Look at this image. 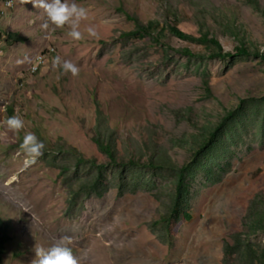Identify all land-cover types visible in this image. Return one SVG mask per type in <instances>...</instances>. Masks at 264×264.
Segmentation results:
<instances>
[{"label": "rangeland", "instance_id": "374dc122", "mask_svg": "<svg viewBox=\"0 0 264 264\" xmlns=\"http://www.w3.org/2000/svg\"><path fill=\"white\" fill-rule=\"evenodd\" d=\"M77 2L89 16L74 41L66 26L42 30L45 16L31 0H0V216L8 236L1 264H32L35 247L62 236L78 264H223L234 235L263 245L264 230L248 224L264 210V57L213 56L214 45L168 28L161 39L128 33L136 20L176 19L192 37L216 38L223 52L264 51V0ZM56 55L78 74L53 68ZM13 113L24 121L17 132L3 125ZM97 128L112 136L124 165L99 150ZM26 131L44 142L27 167L19 148ZM152 151L164 163L192 165L189 217L180 213L171 228L161 220L178 174L127 162H147ZM97 179L88 194L78 189Z\"/></svg>", "mask_w": 264, "mask_h": 264}, {"label": "trees", "instance_id": "16d2710c", "mask_svg": "<svg viewBox=\"0 0 264 264\" xmlns=\"http://www.w3.org/2000/svg\"><path fill=\"white\" fill-rule=\"evenodd\" d=\"M131 17V16H130ZM133 18V17H131ZM136 20V19H135ZM137 28L131 31L129 34L139 35V34H155L157 39H161L163 37L164 31L168 28L173 35L178 36L182 39H194L197 41H201L207 44V46H213L217 49L213 52V56H236V55H258L264 57V51L255 50L253 51L246 45H239L236 47V51L232 52H223L222 48L218 40L214 37H209L208 34H202L200 37H192V35L180 30L177 26V21L174 19L170 21L168 26L160 25L157 21H149L147 24H142L138 20H136ZM183 52L188 54L189 56H194L195 53L192 52L191 49L185 48ZM101 122L100 116L98 117V123ZM222 125L218 127L220 129ZM217 131H212L209 133L210 137L206 139L205 146L212 143V141L217 137ZM94 141L98 145L99 150L106 154L112 163L121 165L125 164V159L119 157L117 152L115 151L114 140L111 135L103 132V130L97 128L95 131ZM150 142L145 141V145L148 147ZM157 151H152L150 155V159L147 162H141V160H136L134 157H130L128 159V163L131 165H149L154 166L157 169L170 168L174 170L175 173L178 174V182H177V190L173 199V206L170 210V215L163 217L161 221H164L167 227L171 228V224L174 218L178 217L180 213L189 217L187 213H185V191H186V178L192 173V165L190 163L184 164L182 167H177L170 161H166L165 163L160 160L161 156L157 155L155 157ZM126 162V163H127ZM101 168V167H99ZM101 171V170H99ZM100 180H95L90 185H84L82 187L78 186L80 191H86L87 194L95 190L96 186L99 184ZM248 228L252 231L257 228H261L264 230V210H257L252 213L249 218ZM7 231L6 226L3 223V219L0 216V264L2 263V255L5 252V243L7 241ZM225 258L223 259V264H264V244H254L248 239H244L241 233L234 235L233 241L229 243L228 241L225 243Z\"/></svg>", "mask_w": 264, "mask_h": 264}, {"label": "clouds", "instance_id": "9594fccd", "mask_svg": "<svg viewBox=\"0 0 264 264\" xmlns=\"http://www.w3.org/2000/svg\"><path fill=\"white\" fill-rule=\"evenodd\" d=\"M31 3L35 8L43 11L45 19L40 24L42 30L51 32L66 26V36L74 41L83 38L80 23L88 18L89 11L77 0H31ZM5 4L8 5L6 2ZM84 31L90 37L97 35L95 28L90 25H86ZM51 65L53 68L58 66L62 72H70L73 76L79 72L76 64L62 59L59 55L52 57ZM33 69L35 71L36 67L33 66ZM3 125L8 130L17 132L24 127V121L19 114L13 113L4 119ZM19 148L25 156L23 161L25 167L35 163L37 158L44 154V142L31 131L24 132ZM69 241L70 237L62 236L47 247H35L32 264H78Z\"/></svg>", "mask_w": 264, "mask_h": 264}, {"label": "built area", "instance_id": "2783aa9c", "mask_svg": "<svg viewBox=\"0 0 264 264\" xmlns=\"http://www.w3.org/2000/svg\"><path fill=\"white\" fill-rule=\"evenodd\" d=\"M5 2H6L8 5H12V2H13V1H12V0H6Z\"/></svg>", "mask_w": 264, "mask_h": 264}]
</instances>
